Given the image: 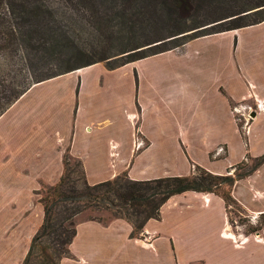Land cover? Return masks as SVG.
Returning a JSON list of instances; mask_svg holds the SVG:
<instances>
[{
	"label": "crops",
	"instance_id": "crops-1",
	"mask_svg": "<svg viewBox=\"0 0 264 264\" xmlns=\"http://www.w3.org/2000/svg\"><path fill=\"white\" fill-rule=\"evenodd\" d=\"M223 35L229 40L216 44ZM167 55L178 59L153 61ZM253 99L262 107L243 143L231 107ZM263 134L264 19L117 67L95 62L36 82L0 115V264L24 259L43 221L41 182L59 180L66 151L90 184L123 171L136 180L187 175L195 165L225 174L264 154ZM230 194L250 221L264 218V160ZM130 231L120 218L78 220L59 264H264L263 228L235 232L211 192L174 194L139 236Z\"/></svg>",
	"mask_w": 264,
	"mask_h": 264
},
{
	"label": "rangeland",
	"instance_id": "rangeland-1",
	"mask_svg": "<svg viewBox=\"0 0 264 264\" xmlns=\"http://www.w3.org/2000/svg\"><path fill=\"white\" fill-rule=\"evenodd\" d=\"M12 3L15 8L21 9L20 5L16 6V0H12ZM260 4H264V0H187L180 5L175 4L173 0H29L25 4L27 9H24L25 19L27 18L31 22L28 26L26 21L17 24L19 19L15 20L13 15L8 14V17H10L12 29L16 34L21 35L23 31L25 38L33 37L35 50H29L27 63H25V59L22 60L21 56L7 54L0 56V74L10 81L30 82L31 74L33 78L34 74L40 70H47V67L53 66V64H80L90 59L97 60L112 55L109 57L111 59L136 45L157 43L160 39H169L183 34L176 40L167 41L150 49L170 48L174 43L178 44L194 38L193 36L198 32H210L213 29L224 27L230 22L224 21L203 28L212 24L210 23L212 21L219 22L223 20L222 18L234 17L264 6H260ZM28 10L33 12L28 14ZM263 14L264 9H261L254 14L249 13L242 17L244 20H249ZM196 29L201 30L193 32ZM215 39L216 44L223 45L225 41L229 40V35L219 36ZM195 46L193 43L188 49L191 50ZM150 49L144 50V52ZM177 59L167 55L153 61L169 63ZM117 60L120 58L107 62L102 59L98 62L111 64ZM46 64L47 67H42ZM71 76L78 77L77 74ZM257 104L258 101L253 99L252 103L237 102L231 107L233 120L243 143L247 141V128L252 118L251 113L259 110L260 106ZM262 137L264 138V134L261 135ZM215 150L212 154L216 153ZM223 151L222 148L221 152ZM192 152L199 161L205 160L204 152L200 149L192 150ZM241 162H243L242 165L235 166L237 173L248 169L253 163V158L247 157L245 162L244 160ZM69 165L70 169H74L73 176L79 178L81 172L80 168L76 166V162L72 160ZM41 183L39 191L42 194L49 184ZM227 212L235 232H249L257 227H264L262 216H256L253 221H250L235 203L227 206ZM89 216L99 217L104 222L113 217L110 212L101 208L85 209L76 215L75 221L88 219ZM40 245L30 256L28 264H39L45 260L44 256H41ZM42 245L52 246L53 242L45 238ZM47 252H51L50 248H47ZM55 260L57 262V258Z\"/></svg>",
	"mask_w": 264,
	"mask_h": 264
},
{
	"label": "trees",
	"instance_id": "trees-1",
	"mask_svg": "<svg viewBox=\"0 0 264 264\" xmlns=\"http://www.w3.org/2000/svg\"><path fill=\"white\" fill-rule=\"evenodd\" d=\"M29 0H16V6H21L18 10L12 3V0H0V56L3 54L12 56H21L25 63L28 61V55L31 50H35L33 37L25 38L24 33L19 35L14 32L13 25L10 23L9 15L18 22H25L28 26L31 23L25 19L24 9L26 10ZM175 4H184L187 0H173ZM264 5V4H260ZM259 7V6H257ZM253 9V8H252ZM264 9V6L257 9L245 12L241 15L229 17L227 19L216 22L212 21L210 25L203 28L230 21L224 27L213 29L210 32L197 33L195 36L210 34L214 32L234 29L245 25L253 24L264 19V14L256 16L249 20H244V15L256 13ZM247 11V10H246ZM33 12L28 10V14ZM9 14V15H8ZM25 24V23H23ZM199 27V26H197ZM196 27V28H197ZM16 30V29H15ZM196 29L193 32L199 31ZM183 36V34H182ZM182 36H176L169 39H160L157 43H146L144 45H136L125 51H122L119 56L109 59L110 56H104L100 59H90L80 64H46L42 67H47V70L35 72L31 81H10L0 74V115L16 101L32 84L42 80L90 65L100 60L110 61L120 58L114 63L105 64L109 68L120 66L124 63L143 58L145 56L171 49L174 46L181 45L173 44L170 48H157L160 44L167 41H173ZM144 52V50H148ZM30 50V51H29ZM30 65V64H27ZM34 69V66H33ZM45 69V68H44ZM1 70V69H0ZM34 71H36L34 69ZM16 75V74H15ZM16 77V76H15ZM74 160L76 166L80 168L81 175L79 178L73 176L74 169H70L69 163ZM264 154L253 158V163L248 169L242 173L235 172L234 166L232 173L212 174L205 169L195 165L191 172L187 175L163 176L152 179L136 180L129 178L123 171L114 177L90 184L84 177L82 165L79 160L73 158L68 151L63 155V172L59 180L54 184L46 186L45 191L40 193L38 190V200L43 207V221L31 239L28 251L22 260L21 264H28L30 256L40 244L41 256L45 260L39 264H59L60 259L70 255L69 245L76 233L75 217L85 209H103L107 210L113 216L112 218H120L127 221L131 226L129 236L137 237L142 231L143 224L149 218H158L159 208L163 202L174 194L183 191L192 190L197 192H211L219 196L225 208L235 200L230 194L231 186L236 179L244 177L252 172L262 161ZM243 164V162L238 163ZM88 219L100 222L101 218L89 216ZM264 229V227H263ZM48 238L53 242V245H42L44 239ZM51 246V247H50ZM50 248L51 252H47ZM53 257V258H52ZM57 258V262L55 260Z\"/></svg>",
	"mask_w": 264,
	"mask_h": 264
},
{
	"label": "built area",
	"instance_id": "built-area-1",
	"mask_svg": "<svg viewBox=\"0 0 264 264\" xmlns=\"http://www.w3.org/2000/svg\"><path fill=\"white\" fill-rule=\"evenodd\" d=\"M260 104H261V103L258 102L257 106H260ZM231 109H232V108H231ZM233 110H234V107H233ZM221 150H222V148L219 147V148H217L215 151H216V153H218V152L221 151Z\"/></svg>",
	"mask_w": 264,
	"mask_h": 264
}]
</instances>
